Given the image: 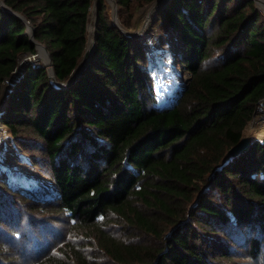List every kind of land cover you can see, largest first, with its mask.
Returning a JSON list of instances; mask_svg holds the SVG:
<instances>
[{"label": "trees", "instance_id": "1", "mask_svg": "<svg viewBox=\"0 0 264 264\" xmlns=\"http://www.w3.org/2000/svg\"><path fill=\"white\" fill-rule=\"evenodd\" d=\"M4 1L35 27L67 81L86 50L94 0ZM115 1L126 24L154 0ZM107 8L101 0L95 50L74 83L56 86L47 66L29 63L6 98L2 121L59 197L37 201L0 175V264L259 258L264 141L218 166L264 100V15L254 0H167L157 25L191 81L174 105L158 107L143 42ZM12 11L0 5V91L21 54L37 53ZM71 228L97 242L101 260L67 239Z\"/></svg>", "mask_w": 264, "mask_h": 264}, {"label": "rangeland", "instance_id": "2", "mask_svg": "<svg viewBox=\"0 0 264 264\" xmlns=\"http://www.w3.org/2000/svg\"><path fill=\"white\" fill-rule=\"evenodd\" d=\"M105 1L108 6L107 9L109 15L111 16V20L114 21V7H115L114 0H105ZM154 1L142 6L135 7L133 9L131 18L128 20L126 24H123L121 22L119 15V8L117 5L116 21L117 24L125 31L138 33L137 37H139L143 42L148 55L149 62H148L147 70L151 73L153 77V86L156 94V105L158 107H168L174 105L178 101L179 97L182 95L183 91L191 81V74L188 70L183 68L178 63L176 57L177 49L172 44V42L163 34V32L160 31L157 25V20L159 16V11L162 9L163 5L158 11L156 9L151 11L149 7H151ZM254 2L256 7L264 15V4L259 0H254ZM94 5H95V0L92 7ZM147 22H148L147 29L146 27H144L145 29L144 30L142 28L143 24L145 23L144 25L146 26ZM138 28L141 29V31ZM137 29L139 31H136ZM32 56L33 55L28 53L21 54L20 63L21 60L23 61L27 58H32L31 61L30 59L26 61L22 69V72L26 67V64L29 62L45 65L46 62L48 61V56L46 55V53H44V51L40 54V50H39V54L37 56L35 55H34L35 57ZM20 75H22V73ZM7 80H9V78ZM6 83L7 81H5L3 85L4 87ZM4 87L0 92V97ZM3 96H4V100H3L4 102L0 106V122L5 125V123L1 119V115L4 111V107L6 103L7 90L5 91ZM259 114L260 116L258 121L256 122V127L249 129V124L253 121L254 117ZM3 128L0 127V138H2L4 136V133L7 132L10 134L9 136L10 138H7L6 141H3L4 146L2 150H0V166L4 165L5 167H8L9 168L8 172H10L9 173L10 176L6 175L5 170L2 171V169H0V175L2 176V178L12 188L19 190L23 194L37 201H41V202L56 201L59 197V188L57 184L52 180V178L47 173H45L44 170H42L39 167H36L32 163L29 155L25 153L21 147L17 146L9 128L6 125ZM243 133L248 134V136L253 139L264 141V100L260 101L257 104L255 114L252 120L249 121V123L247 124V127L245 128ZM18 161H20L25 165L26 173L17 172L16 168L12 166V165L16 166V163H18ZM13 170L18 175L13 174L12 173L14 172ZM42 176L46 177L43 178L45 180L42 179ZM15 177H17V179ZM117 228L119 227H116L114 225H108L107 230L114 234H118ZM67 233H68L67 236L68 240H71L72 242H75L77 245L82 246L83 247L82 251L84 250L85 252H89L88 255L91 256V258L95 257V259L96 258L99 259L98 256L100 255L99 254L100 252L98 251L97 248L98 245L97 242L95 245L93 244L94 246L91 245L92 244L90 242L91 239L85 237L84 230H79V229L73 230V228H71L68 230ZM151 238L152 237H145L144 241L151 242ZM237 260L238 261L235 264H264V254L257 259L240 256L237 258ZM229 261H225V263L227 264L232 263ZM22 263L26 264L25 261Z\"/></svg>", "mask_w": 264, "mask_h": 264}, {"label": "water", "instance_id": "3", "mask_svg": "<svg viewBox=\"0 0 264 264\" xmlns=\"http://www.w3.org/2000/svg\"><path fill=\"white\" fill-rule=\"evenodd\" d=\"M4 1V0H3ZM0 1V5H2L4 8H6L7 10L9 11H12L11 8H9L5 1ZM164 3L167 1V0H155L153 4H155V2L157 3H160V2H163ZM99 4H100V0H95V8H96V23H95V39H96V33H97V24H98V17H99ZM152 4V5H153ZM114 21L113 23L116 25L117 24V21H116V16H117V3L116 1L114 0ZM156 9V8H155ZM14 14H16L17 16H19L20 18H22L25 22H27V30H28V33L30 34V37H31V40L36 44L37 46V53L33 54V53H28V54H31V55H38V51H39V48H43L44 52L46 53V55L48 56V61L46 62L45 66L48 67V71H49V75H50V78H51V81L56 85V86H59V87H68L69 85H71L72 83H74L78 77L83 73L84 69L87 67L89 61L91 60V57H92V54L95 50V39H94V44H93V49H92V52L91 53H88L87 49H88V45L86 47V50H85V53L82 57V59L80 60L78 66L73 70L70 78L67 80V81H60L57 77H56V72H55V68H54V63H53V60L51 58V55L49 53V51L47 50L46 46L39 42L38 40L35 39V27L30 23L29 20L26 19L25 16H23L22 14L20 13H17V12H14L12 11ZM117 26L119 27V29L126 35L128 36H137L138 33H132V32H129V31H125L124 29H122L118 24ZM26 53V54H27ZM21 57V56H20ZM19 63H20V60H19ZM30 63V62H29ZM27 63L26 66L29 64ZM18 68H19V65H18ZM18 68L13 72V74L10 76V77H13L15 76V73L17 72ZM25 70V68H24ZM23 70V71H24ZM23 73V72H22ZM21 76V75H20ZM20 76L16 79V81L20 78ZM8 77V78H10ZM6 81V80H5ZM15 81V82H16ZM15 82L12 83V88L13 86L15 85ZM5 83V82H4ZM3 83V85H4ZM4 87V86H3ZM2 87V88H3ZM11 87L8 88V92H7V96L10 92V90L12 89ZM2 91V89H1ZM0 91V92H1ZM7 98V97H6ZM262 101V100H261ZM251 121V120H250ZM249 123V122H248ZM247 127V126H246ZM245 127V128H246ZM256 139H253L251 137H249L248 135L246 134H242L240 140L238 141V143H236L235 145H233L231 148H229V150L226 152V155L224 156L221 164L218 166L219 167H222L226 162H228L229 160L235 158V157H238L239 155L243 154L244 152H246L254 143Z\"/></svg>", "mask_w": 264, "mask_h": 264}, {"label": "bare ground", "instance_id": "4", "mask_svg": "<svg viewBox=\"0 0 264 264\" xmlns=\"http://www.w3.org/2000/svg\"><path fill=\"white\" fill-rule=\"evenodd\" d=\"M260 2H262L263 4H264V0H259ZM164 4V1L163 2H160V3H157V2H155V4H153V5H151V7H149V9L151 10V11H153V10H155V8H156V10L158 11L160 8H161V6ZM95 23H96V8H95V5L92 7V9H91V12H90V14H89V24H88V32H89V36H88V49H87V51H88V53H91L92 52V49H93V44H94V39H95ZM145 24V23H144ZM143 24V29H144V27H146V29H147V26H148V22H147V24H146V26ZM139 29V28H138ZM136 30V31H141V29H139V30ZM145 30V29H144ZM39 50H40V54L44 51L43 50V48H39ZM45 53V52H44ZM38 54H39V51H38ZM35 56H37V55H35ZM35 56H32V57H35ZM47 57V56H46ZM30 59V61L32 60V58H27V59H25V60H21V63H20V66H19V68H18V70H17V72L15 73V76H13V77H10L9 78V80H7L6 79V81H7V83H6V85H5V87H4V89H3V92H2V94H1V97H0V106H1V104L4 102L3 100H4V96H3V94L5 93V91L7 90V92H8V87H11V85H12V83L13 82H15L16 81V79L19 77V75L22 73V69H23V67H24V65H25V63H26V61L27 60H29ZM9 81V82H8ZM259 116H260V114L259 115H256L255 117H254V119H253V121L249 124V129H252V128H255L256 127V122L258 121V119H259ZM0 127H5V125L3 124V123H1L0 122ZM4 129V128H3ZM246 135H248V134H246ZM10 136V134L7 132V133H4V136L2 137V138H0V140H1V142H0V150H2V148H3V146H4V142L3 141H6V139L7 138H10L9 137ZM11 156V155H10ZM14 168H16V171L17 172H22V173H26V167H25V165L23 164V163H21L20 161H18V163H16V166H18V167H16V166H14V165H12ZM0 169H2V171H4L5 170V172H6V175H8V176H10V172H8V167H5L4 165H1L0 166ZM14 171V170H13ZM13 174H16L15 173V171L14 172H12ZM16 175H18V174H16ZM16 179H17V177H15ZM39 178V177H38ZM43 178H46L45 176H42V179ZM20 179V178H19ZM41 179V178H40ZM14 180V179H13ZM12 180V181H13ZM43 180H45V179H43ZM17 181H20V180H17ZM22 181V180H21Z\"/></svg>", "mask_w": 264, "mask_h": 264}]
</instances>
